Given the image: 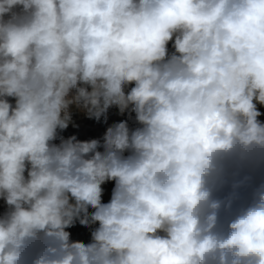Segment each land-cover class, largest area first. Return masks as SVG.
Instances as JSON below:
<instances>
[{
    "label": "clouds",
    "instance_id": "9594fccd",
    "mask_svg": "<svg viewBox=\"0 0 264 264\" xmlns=\"http://www.w3.org/2000/svg\"><path fill=\"white\" fill-rule=\"evenodd\" d=\"M258 105L264 0H0V264H264Z\"/></svg>",
    "mask_w": 264,
    "mask_h": 264
},
{
    "label": "rangeland",
    "instance_id": "374dc122",
    "mask_svg": "<svg viewBox=\"0 0 264 264\" xmlns=\"http://www.w3.org/2000/svg\"><path fill=\"white\" fill-rule=\"evenodd\" d=\"M11 99V98H10ZM14 103V101H12ZM259 110L264 113V106L258 105ZM123 119H128L127 114L120 115L116 108H111L108 113V120L105 123L103 119L97 122L95 119H89L84 114L79 112H74L73 122L74 125H70L69 128L61 133L65 138L76 135L80 140H88L93 138H101L106 131L107 127L112 123L118 122ZM262 122H264V115L259 117ZM129 125L135 126L134 124V114L131 119H129ZM104 188L103 202H108L111 197V191L114 187V181L108 182L102 186ZM6 205L2 200H0V214L6 211ZM71 233V239L73 241H84L89 242L91 239V229L76 223L75 226L67 229Z\"/></svg>",
    "mask_w": 264,
    "mask_h": 264
}]
</instances>
